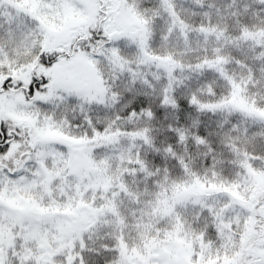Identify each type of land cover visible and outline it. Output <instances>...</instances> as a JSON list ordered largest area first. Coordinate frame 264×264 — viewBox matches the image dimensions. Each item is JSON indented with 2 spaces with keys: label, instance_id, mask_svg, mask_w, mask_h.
I'll return each instance as SVG.
<instances>
[{
  "label": "snow or ice",
  "instance_id": "snow-or-ice-1",
  "mask_svg": "<svg viewBox=\"0 0 264 264\" xmlns=\"http://www.w3.org/2000/svg\"><path fill=\"white\" fill-rule=\"evenodd\" d=\"M0 264H264V0H0Z\"/></svg>",
  "mask_w": 264,
  "mask_h": 264
}]
</instances>
